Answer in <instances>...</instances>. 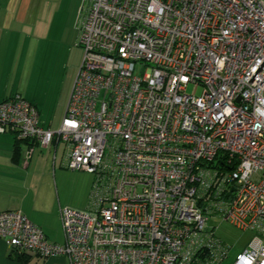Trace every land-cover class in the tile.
Segmentation results:
<instances>
[{"label": "built area", "instance_id": "obj_1", "mask_svg": "<svg viewBox=\"0 0 264 264\" xmlns=\"http://www.w3.org/2000/svg\"><path fill=\"white\" fill-rule=\"evenodd\" d=\"M76 44L59 128L15 93L0 133L60 142L65 168L93 176L87 205L59 209L62 243L21 210L0 212V239L69 264H222L220 218L258 232L231 264H264V72L248 82L264 0H85Z\"/></svg>", "mask_w": 264, "mask_h": 264}, {"label": "crops", "instance_id": "obj_2", "mask_svg": "<svg viewBox=\"0 0 264 264\" xmlns=\"http://www.w3.org/2000/svg\"><path fill=\"white\" fill-rule=\"evenodd\" d=\"M84 4L85 0H0V101L20 94L36 106L38 123L45 129H58L64 116L82 58L76 43ZM61 54L71 70L66 88H61L53 101L47 92L33 97L40 61L38 76H45L47 66L51 64L52 69V62ZM59 145L42 148L33 141L17 140L12 132L0 133V212L21 210L54 243L63 242L59 209L68 204L83 207L92 183L87 172H65L56 166L57 160L63 163ZM70 174H77L85 186L77 203L68 197L69 179L75 180ZM0 264L69 263L63 256L12 252L0 239Z\"/></svg>", "mask_w": 264, "mask_h": 264}, {"label": "rangeland", "instance_id": "obj_3", "mask_svg": "<svg viewBox=\"0 0 264 264\" xmlns=\"http://www.w3.org/2000/svg\"><path fill=\"white\" fill-rule=\"evenodd\" d=\"M80 48V47H79ZM81 49V48H80ZM55 60V58H53ZM66 56H61L57 57L55 62H52L53 68H51L50 65H45L47 66V70L49 72L44 74H41L38 76L40 73V68L42 65L43 61H40L39 68L35 74L37 75V78L34 81V86L33 89L35 90V93H32L33 97H36V93H39L43 95V93L47 92L48 98H52V101L54 98L57 97V93H59L61 88H66L68 84V73H71V70L67 69V64H66ZM46 63V60L45 62ZM140 74V71H136ZM31 81V80H30ZM28 82V84L30 83ZM32 81V83H33ZM186 91L191 93L193 91V85H188L186 87ZM201 88L198 87L195 89L196 94H200ZM63 148V145L60 143L58 147V152H60ZM59 160L56 161V166H61V169L64 170L65 172H86V171H78V170H70L65 168V166L62 165ZM87 174L91 177L93 181V176L87 172ZM73 176V178L76 180L73 181V179H69V195L68 197L73 200L74 202L77 203V201H81L84 193H85V186L84 183H81V181L77 180V174H70ZM79 177V176H78ZM92 185V183H91ZM91 190V186L87 195V199L85 202V205L87 204L89 193ZM77 207L73 204H68L65 206H70V207H76L77 209H83L85 207ZM61 223V222H60ZM208 227H214V234L223 241V243L230 248V255L227 260H225L222 264H231L232 258L239 252H241L243 249L247 248L249 242L251 239L258 234L257 230L254 229H240L230 223L228 220H222L220 218H210L208 221Z\"/></svg>", "mask_w": 264, "mask_h": 264}, {"label": "water", "instance_id": "obj_4", "mask_svg": "<svg viewBox=\"0 0 264 264\" xmlns=\"http://www.w3.org/2000/svg\"><path fill=\"white\" fill-rule=\"evenodd\" d=\"M264 66V61L261 63V65L258 67V69L255 71V73L252 75V77L249 79V83L252 82V80L255 78V76L258 74L259 71H261L262 73L264 72L262 70V67Z\"/></svg>", "mask_w": 264, "mask_h": 264}, {"label": "trees", "instance_id": "obj_5", "mask_svg": "<svg viewBox=\"0 0 264 264\" xmlns=\"http://www.w3.org/2000/svg\"><path fill=\"white\" fill-rule=\"evenodd\" d=\"M22 255H24V253H21Z\"/></svg>", "mask_w": 264, "mask_h": 264}]
</instances>
